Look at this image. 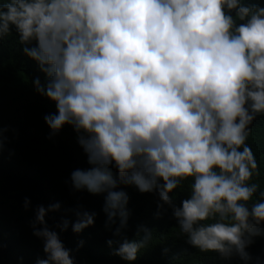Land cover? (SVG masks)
<instances>
[{"label":"clouds","instance_id":"obj_1","mask_svg":"<svg viewBox=\"0 0 264 264\" xmlns=\"http://www.w3.org/2000/svg\"><path fill=\"white\" fill-rule=\"evenodd\" d=\"M13 30L44 76L32 80L34 91L55 104L43 117L50 137L70 126L87 157L90 167L70 175L73 189L106 194L105 228L120 238L107 241L113 255L134 264L153 240L144 225L134 239L124 234V185L155 193L156 218L170 210L178 235L199 252L264 264L248 251L264 235V190L253 182L260 165L247 142L264 116V6L0 0V51ZM10 130L0 124V154ZM189 180L177 204L174 194ZM30 206L25 197V211ZM61 209L59 202L35 208L30 227L44 252L36 264H74L60 233L94 226L97 213L77 206L50 227L48 213Z\"/></svg>","mask_w":264,"mask_h":264},{"label":"trees","instance_id":"obj_2","mask_svg":"<svg viewBox=\"0 0 264 264\" xmlns=\"http://www.w3.org/2000/svg\"><path fill=\"white\" fill-rule=\"evenodd\" d=\"M250 2L264 6V0ZM36 77L43 82V74L23 54L13 30L0 51V124L11 129L6 133L10 142L0 154V264H36L38 257H44L43 241L32 234L30 221L37 205L47 207L55 202L61 203L62 209L48 213L46 220L50 227L64 215V208L82 206L97 213L94 226L79 234L73 233L70 226L68 231L60 233L65 247L72 250L74 264H125L112 254L107 244L110 239L120 238L105 228L106 194L76 191L71 185V173L88 169L90 165L70 126L50 137L43 117L55 113L56 108L53 102L34 91L32 80ZM251 127L247 142L260 165V177L253 182L264 190V116H258ZM113 172L116 175L115 169ZM190 183L191 180L186 181L183 188L176 190L177 204L188 196ZM121 188L129 196L130 215L124 234L129 240L134 239L140 225L153 231L151 245L142 250L134 264H244L238 257L222 259L217 253L205 254L189 246L178 235L179 227L170 210L156 218L159 201L155 193H140L135 186L121 185ZM25 197L31 201L27 211L23 207ZM67 218L73 222L76 219L70 213ZM81 241L83 245L79 246ZM248 251L253 257H264V235L256 237Z\"/></svg>","mask_w":264,"mask_h":264}]
</instances>
